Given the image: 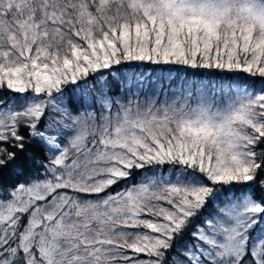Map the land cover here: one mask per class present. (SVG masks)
Returning a JSON list of instances; mask_svg holds the SVG:
<instances>
[{"label": "snow or ice", "instance_id": "1", "mask_svg": "<svg viewBox=\"0 0 264 264\" xmlns=\"http://www.w3.org/2000/svg\"><path fill=\"white\" fill-rule=\"evenodd\" d=\"M0 264H264V0H0Z\"/></svg>", "mask_w": 264, "mask_h": 264}]
</instances>
